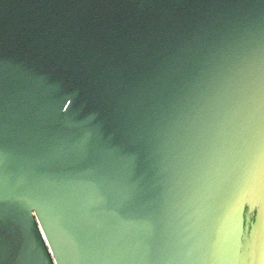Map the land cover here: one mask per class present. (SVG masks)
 <instances>
[{"label": "water", "instance_id": "95a60500", "mask_svg": "<svg viewBox=\"0 0 264 264\" xmlns=\"http://www.w3.org/2000/svg\"><path fill=\"white\" fill-rule=\"evenodd\" d=\"M0 264H264V0H0Z\"/></svg>", "mask_w": 264, "mask_h": 264}]
</instances>
